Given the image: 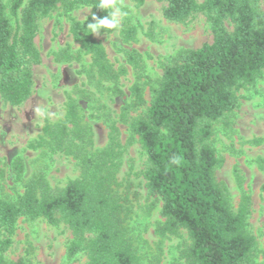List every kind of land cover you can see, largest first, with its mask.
Instances as JSON below:
<instances>
[{
	"label": "trees",
	"instance_id": "1",
	"mask_svg": "<svg viewBox=\"0 0 264 264\" xmlns=\"http://www.w3.org/2000/svg\"><path fill=\"white\" fill-rule=\"evenodd\" d=\"M132 1L142 6L148 0ZM155 1L166 3L163 14L170 22L185 23L204 14L213 34L212 43L176 55L165 67L146 114L134 119L131 111L146 105L140 82L145 62L138 51H125L137 82L130 89L132 101L123 108L122 121L138 137L147 156L142 175L148 192L163 203L164 223L157 232L179 236L181 230L187 231L191 244L180 254L186 264H253L257 241L248 229L250 198L244 196L238 211H233L228 188L217 178L223 161L212 140L216 124L239 106L238 92L254 89L263 78L264 12L259 0ZM98 3L0 0V95L5 102L20 106L33 95L34 68L42 63L36 45L39 21L59 6L68 15L90 7L93 15L106 16ZM87 25L70 16L71 35L81 53L91 56L99 80L117 82L126 70L115 68ZM137 34V27L126 24L121 32L123 43L136 42ZM63 57L66 61L81 59V55L68 53ZM29 148L45 149V156L73 157L80 175L65 187L53 189L44 175L26 180L23 158L13 160L11 176L24 184L25 192L17 199L0 196V264H8L6 254L22 218L29 222L43 219L53 226L62 223L72 232L65 264L81 254L87 256V264H141L127 226L130 187L119 179L124 154L119 128L110 125L109 144L94 151L80 107L70 100L64 119L46 125ZM174 157L181 159L180 165L172 163ZM257 162L263 169L264 160ZM6 176L0 169V179Z\"/></svg>",
	"mask_w": 264,
	"mask_h": 264
},
{
	"label": "rangeland",
	"instance_id": "2",
	"mask_svg": "<svg viewBox=\"0 0 264 264\" xmlns=\"http://www.w3.org/2000/svg\"><path fill=\"white\" fill-rule=\"evenodd\" d=\"M122 5L121 11L127 15L120 17L119 30L94 34L115 68L126 70L117 82L99 80L91 56L81 53L80 44L71 35L70 16L93 23L90 7L68 15L59 6L49 17L39 21L36 45L42 63L34 68L32 97L20 106H12L0 95V169L7 173L5 179H0V196L17 199L25 192L24 184L11 176V165L16 157L23 158L26 164V180L41 174L53 189L65 187L69 180L79 177L80 167L73 157L45 156V149L29 148L43 135L46 125L64 119L67 104L75 100L84 125L92 135L94 151L103 150L109 144L110 125L119 128V140L124 146L119 179L130 187L127 226L141 264H186L180 254L191 244L189 235L186 230H181L179 236H161L157 232L164 223L163 203L150 196L142 175L147 168V156L138 137L133 136L128 124L122 121V110L132 101L130 89L137 82L125 51H138L145 62L140 82L146 105L131 111L130 118L134 119L146 114L165 67L172 64L176 55L212 43L213 34L204 14L177 23L165 19L164 2L148 0L138 6L132 0H122ZM258 6L264 12V0H259ZM126 24L137 27L134 43L122 41L121 32ZM229 28L232 30L231 26ZM63 53L73 57L81 55V59L66 61ZM238 97L239 106L215 126L212 143L223 161L217 178L228 188L234 212L238 211L244 196L250 198L248 229L257 241L253 264H264V168L260 169L257 162L264 160V74L254 89L241 90ZM256 141L261 143L256 144ZM72 238V232L62 223L53 226L43 219L29 222L22 218L6 259L8 264H65ZM87 261V256L81 254L69 264H87Z\"/></svg>",
	"mask_w": 264,
	"mask_h": 264
},
{
	"label": "clouds",
	"instance_id": "3",
	"mask_svg": "<svg viewBox=\"0 0 264 264\" xmlns=\"http://www.w3.org/2000/svg\"><path fill=\"white\" fill-rule=\"evenodd\" d=\"M123 5L122 0H99L98 9L107 12L104 17L92 16L94 23H88V29L91 30L92 34H99L101 30H119L122 15H127V13L122 12ZM107 35V33H105ZM172 163L175 165L181 164V159L179 157H174Z\"/></svg>",
	"mask_w": 264,
	"mask_h": 264
}]
</instances>
